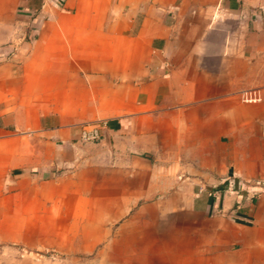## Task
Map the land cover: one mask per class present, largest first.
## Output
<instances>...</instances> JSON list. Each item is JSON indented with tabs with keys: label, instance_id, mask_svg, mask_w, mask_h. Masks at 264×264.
<instances>
[{
	"label": "crops",
	"instance_id": "1",
	"mask_svg": "<svg viewBox=\"0 0 264 264\" xmlns=\"http://www.w3.org/2000/svg\"><path fill=\"white\" fill-rule=\"evenodd\" d=\"M258 181L264 0H0V264H264Z\"/></svg>",
	"mask_w": 264,
	"mask_h": 264
},
{
	"label": "rangeland",
	"instance_id": "2",
	"mask_svg": "<svg viewBox=\"0 0 264 264\" xmlns=\"http://www.w3.org/2000/svg\"><path fill=\"white\" fill-rule=\"evenodd\" d=\"M102 123V122H99ZM79 200L73 196L71 199L66 198L64 202H58V205L51 210V215L56 219L57 232H81V219L82 214H85V218L95 219L97 210L90 203L88 208L81 210ZM84 212V213H82ZM50 214L49 210H46V216ZM43 225L46 230L48 229V222ZM45 230V231H46ZM47 232V231H46ZM91 244V242H90ZM89 252L85 256L69 255V254H57V264H97L96 263V249L97 246L92 247L90 245ZM69 257V258H68ZM65 260V261H61ZM68 261H67V260Z\"/></svg>",
	"mask_w": 264,
	"mask_h": 264
},
{
	"label": "built area",
	"instance_id": "3",
	"mask_svg": "<svg viewBox=\"0 0 264 264\" xmlns=\"http://www.w3.org/2000/svg\"><path fill=\"white\" fill-rule=\"evenodd\" d=\"M103 126L104 124L102 123H91L83 126L79 131L78 141L82 144H93L99 142L102 139L101 131ZM256 185L264 189V181H258L256 182ZM228 187H231L233 191L237 190V187L235 185L232 186L229 184ZM235 193L237 192L235 191Z\"/></svg>",
	"mask_w": 264,
	"mask_h": 264
}]
</instances>
